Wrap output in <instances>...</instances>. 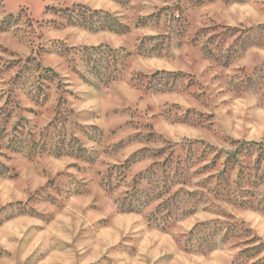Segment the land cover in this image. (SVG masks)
I'll return each instance as SVG.
<instances>
[{
  "label": "rangeland",
  "instance_id": "1",
  "mask_svg": "<svg viewBox=\"0 0 264 264\" xmlns=\"http://www.w3.org/2000/svg\"><path fill=\"white\" fill-rule=\"evenodd\" d=\"M0 264H264V0H0Z\"/></svg>",
  "mask_w": 264,
  "mask_h": 264
},
{
  "label": "trees",
  "instance_id": "2",
  "mask_svg": "<svg viewBox=\"0 0 264 264\" xmlns=\"http://www.w3.org/2000/svg\"><path fill=\"white\" fill-rule=\"evenodd\" d=\"M165 162H166V159H165ZM168 164V163H167ZM186 169H187V166H184V167H182L181 168V170H180V172H178L177 170L175 171V175H176V178L178 177V176H185V174H186Z\"/></svg>",
  "mask_w": 264,
  "mask_h": 264
}]
</instances>
